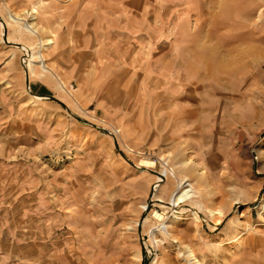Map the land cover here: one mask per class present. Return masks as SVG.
I'll return each instance as SVG.
<instances>
[{"label":"rangeland","instance_id":"374dc122","mask_svg":"<svg viewBox=\"0 0 264 264\" xmlns=\"http://www.w3.org/2000/svg\"><path fill=\"white\" fill-rule=\"evenodd\" d=\"M97 6L119 42H62L55 9ZM144 22L153 42L127 31ZM48 37L64 91L31 70ZM186 177L196 194L174 206ZM187 246L264 264V0H0V264H193Z\"/></svg>","mask_w":264,"mask_h":264},{"label":"bare ground","instance_id":"6f19581e","mask_svg":"<svg viewBox=\"0 0 264 264\" xmlns=\"http://www.w3.org/2000/svg\"><path fill=\"white\" fill-rule=\"evenodd\" d=\"M8 12V11H7ZM34 13L37 12V10L35 9L33 11ZM8 20H7V24L9 26H12L14 27L13 29L15 30V33L18 34L17 32L18 31H21L23 32L22 34L26 33L30 36H33V37H39L41 34H42V29L37 25V23L35 22H31L29 23L26 19V17H20V16H16V15H12V14H8ZM32 18H36V16L34 15V17ZM4 28V27H3ZM6 31V29H5ZM45 32V30L43 31V33ZM54 42V40L52 39V37H48L46 38L45 40L41 41V42H37L35 43V45H33L31 48L33 50V59L31 60V70L32 72L35 71V68L34 66L39 65V67L41 68V71H42V76L44 77H47L48 78H51L53 80L56 81V84L57 86L62 89L63 91L64 90H67V82L64 78H62L58 73H56L52 68H50L48 65H46L44 62H43V59L45 58L44 56V52L47 51L50 47H51V44ZM25 49H27V51H30L29 47H27L26 45L24 46ZM29 49V50H28ZM70 94V93H69ZM39 98V97H38ZM77 103V102H76ZM189 161L186 162V164H188ZM199 167H201L200 165H196V168L194 169V173H197L198 175L202 176L204 174V170L200 169ZM167 170H169V173L167 174L168 177L170 176H175V172H174V169L172 168H164V170H162V175H165ZM201 170V172H200ZM189 180V177H186V178H183V181L185 182H180L179 183V188L178 189H175V191L172 193V200H173V203L175 204L174 206H177L179 205V203L183 202L184 200H189V199H192L195 191L193 188H187V185L186 182ZM189 182V181H188ZM193 187V186H192ZM144 208H146L145 206H143ZM209 211V213L214 216L216 214V211L211 209V207H209L207 209ZM217 213L221 214L222 211H218ZM197 217L196 214H194ZM162 216V214H161ZM163 217V216H162ZM168 218V217H167ZM176 219H179L178 216L175 217ZM161 220L160 221V230L166 234V236H170L171 235V231H170V228H171V225H167V230H165L163 227H164V217L163 219L160 218ZM199 220V219H198ZM166 222V221H165ZM237 224L239 226L242 225V221L239 220L238 218V222ZM164 230V231H163ZM239 238H242V237H239V236H235V238L231 241L232 238H229V241H227L228 243L230 242H234V241H237ZM155 239H157L155 237ZM158 240V239H157ZM239 249L238 246L235 247V249H233L231 251V254H234L236 253ZM187 257H185L186 259L188 260H191V262H193V264H201L200 260L197 259L195 253H194V250L192 249L191 246H187V254H186ZM138 257H141L140 255ZM160 259L157 258V263ZM161 261V260H160ZM155 263V262H154Z\"/></svg>","mask_w":264,"mask_h":264},{"label":"crops","instance_id":"0c3cea01","mask_svg":"<svg viewBox=\"0 0 264 264\" xmlns=\"http://www.w3.org/2000/svg\"><path fill=\"white\" fill-rule=\"evenodd\" d=\"M158 2L161 4V7L166 5L165 2H162V1H158ZM135 6H123V7L119 6L120 9L122 10V16L127 17V14H128L127 12L129 10V7L130 9H133ZM144 7H145L144 12L141 11L140 13L142 14H139V15L135 14L136 15L135 18L143 19L144 17H146V13L151 9V5L144 6ZM34 10L35 8L33 9V11ZM61 11H63V13ZM67 11L68 10L65 7L56 8L55 12L52 14V15H55L54 20H52V22H54L55 27H57L58 29L64 28L66 31V34L62 35V42H119L118 39L115 37L114 29L112 30V34H109L108 31L107 33L105 31L103 32L99 31V27L102 28L104 26V20H103L104 7L103 6H100V7L97 6L93 8L91 12L87 14L90 17L86 19L81 18L82 13L79 12L80 10H78V12H74L73 13L74 15L71 18H68L69 13ZM162 13H165L163 9H161V11L159 12H156L155 14L156 20L159 16L161 18ZM62 14H64V17L60 18V15ZM162 27H163V24L161 25V28L157 30V32H161ZM127 31L129 34L133 35V37L137 39L139 42H153L152 33L154 30L152 31L151 23L147 24L146 22H144L143 26H137L133 30L132 28H130V29H127ZM118 32L119 30L116 29L117 34Z\"/></svg>","mask_w":264,"mask_h":264}]
</instances>
